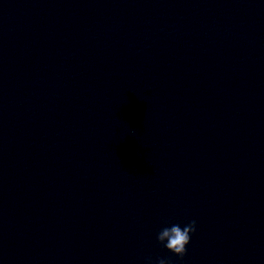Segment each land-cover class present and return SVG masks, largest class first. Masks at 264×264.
Returning <instances> with one entry per match:
<instances>
[{
	"label": "clouds",
	"instance_id": "clouds-1",
	"mask_svg": "<svg viewBox=\"0 0 264 264\" xmlns=\"http://www.w3.org/2000/svg\"><path fill=\"white\" fill-rule=\"evenodd\" d=\"M196 231V221L192 220L181 227L179 224L162 228L157 233V241L174 255L183 258L186 255V246L190 243L191 235ZM147 264H170L166 258H158L156 261L149 259Z\"/></svg>",
	"mask_w": 264,
	"mask_h": 264
}]
</instances>
